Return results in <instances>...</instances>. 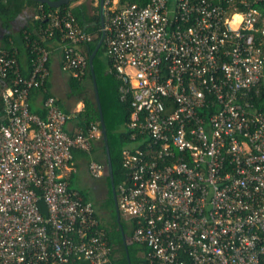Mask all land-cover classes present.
I'll return each instance as SVG.
<instances>
[{"label": "built area", "instance_id": "built-area-1", "mask_svg": "<svg viewBox=\"0 0 264 264\" xmlns=\"http://www.w3.org/2000/svg\"><path fill=\"white\" fill-rule=\"evenodd\" d=\"M263 2L104 0V51L140 140L123 152L118 207L150 264H264ZM41 17L45 38L62 43L63 71L82 79L81 46L93 35L70 11L42 8ZM27 41V77L0 47V264H114L93 202L65 174L73 151L90 153L101 133L68 134L70 117L46 87L50 52ZM34 90L43 117L31 109ZM104 173L90 162L93 178Z\"/></svg>", "mask_w": 264, "mask_h": 264}, {"label": "trees", "instance_id": "trees-1", "mask_svg": "<svg viewBox=\"0 0 264 264\" xmlns=\"http://www.w3.org/2000/svg\"><path fill=\"white\" fill-rule=\"evenodd\" d=\"M76 1L78 0H71L70 4L62 6L57 10H60L61 12L71 11L79 25L83 27L89 34L93 35V41L91 43L81 46L83 54L86 55L87 61H89V58L98 44L102 34L100 24V7L96 8L93 15H90L89 13H86L81 7H72V4ZM149 1L150 0H121V3L124 4L128 2L130 4L136 3L139 6H146ZM26 4L39 5L36 2L27 0H7L0 2V17L3 19L6 26H9V24L22 12V9ZM223 5L226 6L224 3ZM42 7L45 12L56 10L49 7L48 5H42ZM255 8L260 11L262 16H264V2L256 5ZM39 23H44L45 25L46 21L42 20L37 22V24ZM28 38L33 40L34 37H27L21 33L18 38L9 35L4 41V48L10 53H13L14 49H25L27 61L24 65L20 64L21 72L25 77H27L31 71L32 59L34 57L28 46ZM57 38L59 37L57 36ZM94 71L96 75L104 121L108 133L114 181L116 185V191L118 193L119 186L127 181V172L123 167V152L125 149L134 150L140 140L134 141L131 137L132 132L127 129L132 112L131 101L130 99L121 100L119 89L122 86V81L116 77L113 71H111V62L105 54L104 44L94 59ZM69 81L71 95L74 97L76 96L84 104L83 110L76 115L78 127L81 130V133L85 135L88 134L93 126H97L101 133L100 116L95 101L89 64L87 72L82 79L79 80L73 76H70ZM86 82H88L89 85L88 89L86 88ZM3 84L6 85L5 82H3ZM40 93L42 94V92L34 90L31 93L30 98L32 94ZM256 106L264 108V85L261 87V99L256 101ZM2 108L3 100L2 96L0 95V115L2 114ZM33 111L42 117L44 116V112L41 110ZM213 111L210 110L209 112H199L200 115L207 117ZM96 140L92 142V149L90 153L82 150H74L73 155H77L88 164H90L92 160L103 164L105 167V173L101 178L96 179L91 175L90 176L94 181L98 182L101 180L100 183L102 182V185L106 189V196L103 200L97 198L93 186L90 187L91 193L87 194L80 190L78 192L85 201L93 202L96 216L101 223V227L105 229L107 233V239L112 249V259L114 264H129L123 243L122 233L117 222L116 207L112 196L110 178L107 172L106 152L102 135ZM143 147L144 146H142V148ZM69 186H71V184H69ZM40 207L43 213H45L46 210L42 202L40 203ZM120 215L121 224L128 241L130 264H150L147 257L149 249L147 248L146 244L129 242L136 228V224L133 223L132 220H126L121 213ZM81 264L87 263L83 262Z\"/></svg>", "mask_w": 264, "mask_h": 264}, {"label": "crops", "instance_id": "crops-1", "mask_svg": "<svg viewBox=\"0 0 264 264\" xmlns=\"http://www.w3.org/2000/svg\"><path fill=\"white\" fill-rule=\"evenodd\" d=\"M2 1H7V0H2ZM27 1H31V0H27ZM54 1H58V0H54ZM98 2H99L98 0H78L72 4V7H76V6L81 7L86 13L93 15L96 8L100 7V4ZM38 4L39 5H34V4L24 5L22 12L9 24V26H6L3 19L0 17V47L4 48L5 46L4 41L7 36L11 35L18 38L21 33H23L27 37H34L33 40H36L38 43L46 47V49L50 52V58L47 64L49 70L47 87L49 89V92L58 99L62 110L70 117L66 124V131L68 132V134L72 136L77 135L81 133V130L78 127L76 115L77 113L83 110L84 104L76 96L74 97L71 95L69 80H70V76L72 75L70 73L63 71L62 69V50H61L62 43L60 39L57 37L53 39L45 38V35L42 31L44 27V23L37 24V22H40L42 20L45 21L41 17L42 8H43L42 5L45 4H41V3ZM13 53L16 54L20 64L22 65L26 64L27 54L24 48H21L19 50L14 49ZM4 86L5 84H3L2 81H0L1 96L4 90ZM88 86H89L88 82H86L87 89ZM43 98H44L43 94L41 93L32 94L30 98L32 111L41 110L43 112L42 109ZM85 165L86 164L82 160V158L78 157L77 155L75 156L73 155L72 162L69 164V168L73 170L71 172L65 171V174L67 175L66 176L67 181L69 182V184H71L70 188H72L76 176L78 177L81 176V179H85L87 175L83 169V166ZM72 189L79 191L76 188H72Z\"/></svg>", "mask_w": 264, "mask_h": 264}, {"label": "water", "instance_id": "water-1", "mask_svg": "<svg viewBox=\"0 0 264 264\" xmlns=\"http://www.w3.org/2000/svg\"><path fill=\"white\" fill-rule=\"evenodd\" d=\"M0 1H2V0H0ZM31 1H36L38 3L48 5L51 8H54V9L60 8V7L65 6V5H68L71 2V0H58V1H54V0H31ZM103 6H104V0H100V24H101L102 28L104 26V15H103L104 8H103ZM104 39H105V35H104V33H102L101 37H100V39L98 41V44L96 45L93 53L91 54V56L89 58V62L88 63H89V68H90V72H91V76H92V83H93L95 101H96V104H97V107H98V111H99V116H100L101 135H102V138H103L104 148H105V152H106L107 172H108V175H109V178H110L112 196H113L114 204H115V207H116L117 222L119 224V227H120V230H121V233H122L123 243H124V246H125L127 259H128L129 264H130L129 252H128V241L126 239V236H125V233H124V230H123V226L121 224V215H120V211H119V207H118L117 191H116V185H115V181H114L113 165H112L111 154H110L108 133H107V128H106L105 121H104V115H103V111H102V106H101V101H100V96H99V91H98V86H97V80H96V75H95V71H94V59H95L97 53L102 48L103 43H104Z\"/></svg>", "mask_w": 264, "mask_h": 264}, {"label": "rangeland", "instance_id": "rangeland-1", "mask_svg": "<svg viewBox=\"0 0 264 264\" xmlns=\"http://www.w3.org/2000/svg\"><path fill=\"white\" fill-rule=\"evenodd\" d=\"M85 164L86 165L83 166V169L85 173L87 174L85 179H81V176L80 177L76 176L75 182L72 185V188H76L88 194V193H91L90 187L93 186L95 190V195L97 196V198H99L100 200H103L106 196V189L102 185V182L100 183L101 180L97 182V181H94L93 178H91L89 174V164L88 163H85Z\"/></svg>", "mask_w": 264, "mask_h": 264}, {"label": "bare ground", "instance_id": "bare-ground-1", "mask_svg": "<svg viewBox=\"0 0 264 264\" xmlns=\"http://www.w3.org/2000/svg\"><path fill=\"white\" fill-rule=\"evenodd\" d=\"M239 20H240V17H235L234 22H237V21H239Z\"/></svg>", "mask_w": 264, "mask_h": 264}, {"label": "flooded vegetation", "instance_id": "flooded-vegetation-1", "mask_svg": "<svg viewBox=\"0 0 264 264\" xmlns=\"http://www.w3.org/2000/svg\"><path fill=\"white\" fill-rule=\"evenodd\" d=\"M98 1H99L98 3L100 4V0H98Z\"/></svg>", "mask_w": 264, "mask_h": 264}]
</instances>
